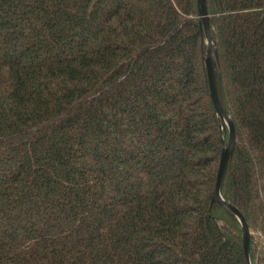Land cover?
<instances>
[{"label":"trees","instance_id":"1","mask_svg":"<svg viewBox=\"0 0 264 264\" xmlns=\"http://www.w3.org/2000/svg\"><path fill=\"white\" fill-rule=\"evenodd\" d=\"M206 5L255 264L264 0ZM204 50L195 0H0V264H245Z\"/></svg>","mask_w":264,"mask_h":264},{"label":"water","instance_id":"2","mask_svg":"<svg viewBox=\"0 0 264 264\" xmlns=\"http://www.w3.org/2000/svg\"><path fill=\"white\" fill-rule=\"evenodd\" d=\"M198 23L201 30V38L204 42V54L202 56L203 65L206 72L208 96L213 110L219 119V140L220 155L217 165L215 181L213 184L210 204L217 205L226 213L233 216L241 227L242 254L245 264H251L249 257L250 230L241 213L229 202H226L221 196V185L227 170V163L232 156L235 144L234 127L230 117L225 113L219 95L216 79V69L218 66L217 52L212 42L209 16L207 13L206 0H195ZM222 130H227V140L224 143L221 135Z\"/></svg>","mask_w":264,"mask_h":264},{"label":"rangeland","instance_id":"3","mask_svg":"<svg viewBox=\"0 0 264 264\" xmlns=\"http://www.w3.org/2000/svg\"><path fill=\"white\" fill-rule=\"evenodd\" d=\"M225 131V130H224ZM226 135V132L225 133H223V137ZM222 137V138H223ZM251 233V232H250ZM251 235V234H250ZM260 238V237H259ZM258 243H259V249L261 250V251H264V241H263V239L262 238H260L259 240H258ZM256 250H257V248H256ZM255 264H264V262H258V261H256L255 262Z\"/></svg>","mask_w":264,"mask_h":264},{"label":"bare ground","instance_id":"4","mask_svg":"<svg viewBox=\"0 0 264 264\" xmlns=\"http://www.w3.org/2000/svg\"><path fill=\"white\" fill-rule=\"evenodd\" d=\"M207 79V78H206ZM217 79V78H216ZM217 86H218V84H217ZM223 139V138H222ZM224 143H226V142H224ZM234 147H235V144H234ZM234 151V150H233ZM233 154V153H232ZM231 158V157H230ZM228 164V163H227Z\"/></svg>","mask_w":264,"mask_h":264}]
</instances>
